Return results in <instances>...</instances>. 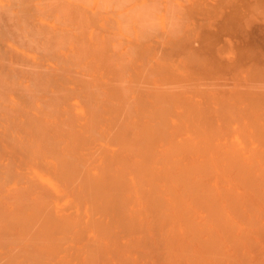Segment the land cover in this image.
I'll return each instance as SVG.
<instances>
[{
  "label": "bare ground",
  "instance_id": "1",
  "mask_svg": "<svg viewBox=\"0 0 264 264\" xmlns=\"http://www.w3.org/2000/svg\"><path fill=\"white\" fill-rule=\"evenodd\" d=\"M125 1L0 0V264H264V72Z\"/></svg>",
  "mask_w": 264,
  "mask_h": 264
},
{
  "label": "rangeland",
  "instance_id": "2",
  "mask_svg": "<svg viewBox=\"0 0 264 264\" xmlns=\"http://www.w3.org/2000/svg\"><path fill=\"white\" fill-rule=\"evenodd\" d=\"M127 1H125V3L127 2L126 7L128 8H130L131 6L137 5L138 2H141V0H134L133 2H130V0H127ZM146 1L148 2V0ZM172 1L174 3L178 2L179 3L178 7L179 8L182 7V10L179 11L180 9H177L176 6H172L173 5L171 4ZM258 1L259 3H257ZM262 1L264 2V0ZM262 1L261 0H176V1L175 0H152L153 3L155 2L153 8L155 9L156 18L152 16L153 19L155 20V24L153 23V21L151 22L153 23L152 26L153 25H156V26H154L155 28L153 27V29H149V32L150 33H152V31L154 32L151 35L156 36L155 33H157L158 35H161L162 30H161L160 19L158 18V16L160 15V13H163V12H165L167 15L166 17L167 20H165V26L167 28L169 27L168 28L169 31H172L175 29V28H170V25L174 24V27L176 25L174 22L175 19L173 20L171 17L173 12H174L173 15L179 17L180 20L182 19L181 21L178 19L177 26L179 28L182 27L180 30L184 32L185 30L192 28V25H191L192 21H195L198 24H199V21L209 22L210 26L206 28L205 33H202L203 35L202 41H200L201 40L200 38L201 36H200L197 38L196 41L193 42V45L196 48H199L194 43L196 42L198 44V42H204L202 44L199 43V45H202L201 46L202 48L205 47L203 50L206 49L207 50L206 53L209 52V55L211 53V56L212 54L213 56L216 54L215 59L218 62L214 60L213 57H211L212 61L214 62V64H216L217 62L216 65L219 67L223 65L222 67L223 70H221L219 67L216 68V66L214 65L215 66V67L213 66L215 68L214 71L218 69L220 73L217 72L218 71L217 70L216 72L219 74H218V77H215L216 81L212 79L211 80L216 83L215 85L217 87H220V86L222 87L223 85L227 86L226 82L229 83V80L230 79L232 80V77L244 71L246 72V70L250 71L252 67L255 68V71L256 69L257 70L259 69L258 71H260L261 69V71L264 72V3ZM198 3L199 4L203 3L202 9H200L202 5L200 4L201 7H199ZM168 5L169 7L171 6L173 8L175 7L174 9L171 8L173 9L172 10L173 12L171 11L172 12L171 14H169V12L167 11L168 9L171 10L170 8H168ZM207 7L209 8L207 9ZM176 9L179 11V12H176L177 14L174 11ZM153 19H150V20H153ZM148 25L149 24H146V26ZM157 25H158V28H157ZM152 26L149 28H152ZM183 27H184V30H183ZM158 32H161V33H158ZM182 33L183 32H181L180 34ZM222 55H225L226 58L221 57ZM208 58L210 57L208 56ZM224 68L227 69V71ZM221 72H225V73L222 74ZM255 73L258 74V72H255ZM226 74L227 76L229 75L228 76L229 78L230 77L231 78L229 79L228 77H226ZM259 76L260 74H258V77ZM240 77L241 75H239L238 78ZM262 78L264 79V76ZM218 79H220L221 81L223 80L225 81L228 80V81L223 82L221 84V82L218 81ZM231 80H230V83H232Z\"/></svg>",
  "mask_w": 264,
  "mask_h": 264
}]
</instances>
